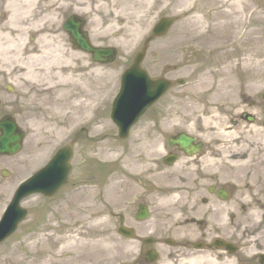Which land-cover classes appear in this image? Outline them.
<instances>
[{
  "label": "flooded vegetation",
  "instance_id": "1",
  "mask_svg": "<svg viewBox=\"0 0 264 264\" xmlns=\"http://www.w3.org/2000/svg\"><path fill=\"white\" fill-rule=\"evenodd\" d=\"M69 11L64 0H0V124L14 123L25 132V141L30 129L45 126L42 144L50 152L46 165L70 146L73 166H80V142H91L82 135L86 129L62 135L64 122L71 120L68 128L80 124L78 109L69 115L70 108L80 106V95L72 98L76 106L68 98V119L57 125L66 109L59 108L58 95L78 86V79L69 76L80 74L82 56L87 65H95L64 29ZM86 30L89 43L96 46L95 36ZM165 98L133 127L143 125L139 134L123 139L115 128L114 155L123 160L106 159L101 180L82 181L84 188L99 186L109 205L104 264H264V175L242 173L233 166L239 158L230 154L233 145L219 140L210 146L211 138L201 127H163L165 108L160 103ZM112 104L105 119L114 126ZM84 117L90 118L89 111ZM238 125L235 120L229 129ZM129 150L133 154L128 156ZM12 159L0 155V190L1 179L6 181L11 173L1 171L2 161ZM81 161L88 163L86 158ZM136 163L143 168L140 174L132 173Z\"/></svg>",
  "mask_w": 264,
  "mask_h": 264
},
{
  "label": "rangeland",
  "instance_id": "2",
  "mask_svg": "<svg viewBox=\"0 0 264 264\" xmlns=\"http://www.w3.org/2000/svg\"><path fill=\"white\" fill-rule=\"evenodd\" d=\"M230 1L233 4L240 3L241 6L239 8L231 6L227 10L225 8L222 11L225 10L226 13L217 17L216 14L220 11L216 7L212 8L207 0H169L168 8L164 4L155 11L152 22L147 27L142 26L143 31L140 32L141 34L139 33L140 35L136 32L137 30L131 31L129 39H133V35H138L132 44L115 43L121 38V34L113 33L114 36L111 35L110 39L100 36L96 41L92 36L96 46L115 48L118 52L117 59L109 65H91L93 69L99 67L104 70L100 76L103 78L99 82L95 81L99 75L92 72L88 77H84L82 82L78 80V86L70 85L72 89H70L71 87L67 88L69 91H62L58 95L59 108L65 106L66 109L62 114L64 117H59L57 125L61 124L63 118L64 120L68 119L67 115L70 111V116L76 109L79 110V116L84 115L86 107L89 104L92 105L93 102L96 104L95 122L100 121L101 124H98L99 127L94 125L87 127V133H84L83 136H88L91 142L88 143L84 140L80 142L78 147L80 154L78 153L77 158L80 161V166H74L68 185L52 200L34 196L22 204L29 211V216L18 227L17 232L0 247V264H14L12 261L15 259L14 256L23 251L27 253L29 259L34 258L35 248L26 247L27 243L36 236L45 238V235L51 236L49 242L44 241L43 245H38L37 250L44 248L46 253H50V256L53 255L54 260L50 264L105 263L108 255V248L104 246L106 222L103 221L95 225L93 220L99 216L96 214L97 211L101 215L109 213V205L106 202V197L103 196L104 191H101L99 186L92 183L89 188H83L81 185L82 181L101 180L100 177L104 176L106 168L102 167L104 166L103 161L108 159L104 157V153L107 149L115 150L114 138L111 137L117 134L115 127L109 121L110 119H105V114L110 111V102L115 99L116 92L120 88V77L130 66L135 52L141 49L144 41L150 36L151 29L161 18H176L179 21L166 37L156 39L149 44L143 67L151 77L158 78L164 75L176 83L180 80L187 83L184 87L176 85L170 95L160 103V107L165 108L162 112V126L171 127L174 125L176 130L201 127L203 133L211 138L208 144L212 146L220 143L219 140L223 141L221 137L217 136L220 131L218 126H222L221 129L227 131L231 123L238 120L239 125L236 130L239 134L237 137L241 136V139L245 138L247 142L242 143L244 139H240V143H236L237 147L233 145L230 154L238 156L242 160H246L250 156L248 161L251 164L249 163L246 168H240L242 173L252 170L257 176L264 175V171H261L264 169V144H253L244 134L251 127L260 128L264 121V102L261 97L264 94V0ZM95 2L109 9L115 7L114 0H96ZM188 3H192L191 7L187 6ZM70 13H74L73 9L69 11ZM78 15L86 20V29L92 35L97 33L98 28L93 26L90 16ZM195 16L202 17L205 23L200 26L188 24L191 17ZM225 21L233 23L234 26L232 28L230 25L224 26ZM124 25V21L119 23V27ZM216 26H218L217 29ZM198 27L200 28L197 31L193 30ZM203 31L206 33L201 35L200 33ZM84 61L82 56L80 69L82 76L87 74V64ZM224 67L231 69V72L223 73ZM80 75L78 74V76ZM223 84H226V87L230 86V90H223ZM253 85L258 86L253 90ZM108 88L110 90L106 91ZM79 95L82 99L80 101L82 107H72L69 111L68 98L70 104L76 106V102L74 99L72 101V98ZM61 99H64L63 103ZM250 102L254 105L252 109ZM197 109L199 113H194ZM243 113L252 114L257 119V123L249 126L240 121L239 118ZM44 115L45 113L41 115L42 122L43 118L45 119ZM69 122L71 120L64 122L62 128L66 129ZM188 124H191L192 127ZM62 128L59 130L60 132ZM143 128V125L137 127L133 134H139ZM45 130L43 125L41 127L36 125V128L30 129L31 136L26 141L23 152L12 160L2 161L1 171L10 170L11 173L8 179L5 178L6 181L1 179V212L13 197V185L39 170L46 163L48 154L47 152L44 154L46 147L42 144ZM170 131L171 129L166 133L162 132L168 136ZM133 134L131 137L135 136ZM94 151L99 152V155L96 153L91 156ZM252 153L255 155L253 156ZM83 157L88 160V165L81 161L85 159ZM252 160H254V164H259L261 169L256 168L255 170L252 167ZM139 164L136 163L132 168L133 172L129 169L131 167L126 168L127 173L140 174L143 168ZM79 169L81 172L80 175H77ZM126 169L120 168L124 174H126ZM88 218H90V223H87ZM86 227L90 228L94 245L78 243L74 249L64 252V257L56 255V247L53 249L52 245L57 244L58 246L65 236L78 234L77 231H82L84 229L81 228ZM82 235L85 236V234Z\"/></svg>",
  "mask_w": 264,
  "mask_h": 264
},
{
  "label": "bare ground",
  "instance_id": "3",
  "mask_svg": "<svg viewBox=\"0 0 264 264\" xmlns=\"http://www.w3.org/2000/svg\"><path fill=\"white\" fill-rule=\"evenodd\" d=\"M28 1H30V0H28ZM64 1H65V7L72 8L73 11L78 13V14L87 15V16L91 17L93 26L95 25V27L98 28L97 33L93 34L95 36L96 40L100 36H101V38L110 39V38H112L111 35H113V33H116L119 35L121 34V38L119 40L115 41V43H117V44L122 43L125 45L127 43L132 44V42L134 41L136 36L141 34L140 32L143 31L142 26L147 27L148 25H150V23L153 20V14L155 11L159 10V8L162 7V5H164V4L168 8V4H169V0H114L115 7L113 9H111V8L109 9V8H106V6H104L102 4L96 3L95 2L96 0H64ZM207 1H209V5L212 6V8L216 7V9L218 11H220V12H218V14H216L217 17H220L222 14L226 13L225 10L222 11L225 8L227 10V8H231V6L233 8H239V6H241L240 3H235V4L231 3L230 0H207ZM14 4H15V2H14ZM9 5H11V3ZM191 5H192V3L187 4L188 7H191ZM51 17H52V14L48 15L49 19ZM50 20H52V19H50ZM122 21L125 22V25L119 27V23H122ZM204 23H205V21L202 17L195 16V17H191L188 24L200 26V25H203ZM232 24L233 23H229V21L224 22V26L230 25V28H232L234 26V24L233 25ZM199 28L200 27L193 28V30L197 31ZM215 28L217 29L218 26H216ZM131 29H133V30H131ZM131 31L132 32L136 31L138 33V35H135V36L133 35V37H134V38L132 37L133 39H129V37H128L131 34ZM204 33H206V31H203L200 34L203 35ZM91 67H92L91 65H87V68H86L87 69V74H86L87 76L86 75L82 76L80 74H79L80 76H78V75H76V72L73 71V73L69 77H73L74 80L76 78V79L80 80V82H82L84 77L86 78L92 72H95L97 75H99L95 79V81L99 82L100 80H102L103 77H100V76H102L101 74H103L104 70H102L99 67H96L94 69ZM224 69L225 70L223 73H230L231 72V69L230 70L226 69V67H224ZM257 86L258 85H253L252 89L253 90L256 89ZM222 89L225 91H228V90H230V86L226 87V84H223ZM98 101L99 100L97 99V102ZM227 106H229V105H227ZM196 112L199 113L198 109L196 111H194V113H196ZM218 127L220 128V129L218 128V130H220V131L218 132L217 136H219L223 139V141L221 143H223V144L240 143L241 136L237 137V135L239 134V133L237 134V130L236 131H228V130L225 131V130L221 129L222 126H218ZM244 134L247 136L246 137L247 139L252 141L253 144H256V145L260 144V143L264 144V127H262V126L260 128H257L255 126L251 127L248 130H246ZM242 139H244V141H242V143L247 142V141H245V138H242ZM111 155L112 154L109 151H106V153H104V156L106 158L111 157ZM252 155L254 156L255 153H252ZM248 159H250V156H248L246 158V160H242V158H238V160L236 162H234V165L233 164L232 165L238 169L246 168L249 166V163H250V161H248ZM253 162H254V160H252V167L255 168V170H256V168L261 169L259 164L256 165ZM115 189L116 188H113V191ZM97 213H100V212L97 211ZM100 222H102V221H100ZM38 237L36 236L35 238L29 240V243H27V246H26V247L35 248L34 258L29 259L27 253L26 252L24 253V251H23L22 253H19V254L14 256L15 259L12 260L14 264H50V263H52V260H54L53 255L50 256V253H46L44 248L42 250H37L38 245H41V244L43 245L44 241H46V243L49 242L51 236L49 237L48 235H45V238H43V237L38 238ZM47 239H48V241H47ZM54 241H55V239H54ZM74 242H76V240H74V239H70L67 242H65L59 248L58 253L56 255L60 256L61 258L64 257L65 250L66 249L71 250V247L75 245ZM52 246L54 248V245H52Z\"/></svg>",
  "mask_w": 264,
  "mask_h": 264
},
{
  "label": "water",
  "instance_id": "4",
  "mask_svg": "<svg viewBox=\"0 0 264 264\" xmlns=\"http://www.w3.org/2000/svg\"><path fill=\"white\" fill-rule=\"evenodd\" d=\"M174 19H163L154 31L155 37H160L165 35L170 27L174 23ZM84 22L78 18H71L66 25V30H68L72 37L81 45V47L94 54V58L97 62H112L114 60V53L111 50H95L90 48L87 45L86 40H83L85 35H79L78 32L82 29ZM104 58H108L107 61H103ZM144 59V53H141L137 56L133 67L127 72L124 76V95L127 92V95L131 98L137 99L143 94L140 92V87L132 86L136 82H146L148 87L146 90H154L155 88L162 87L167 88L168 84L164 81L153 82L150 80L149 76L145 71L141 69V63ZM132 90V92H131ZM134 90V91H133ZM146 96V95H145ZM149 96V95H148ZM147 96V97H148ZM137 107H141L143 104L136 103ZM115 106H118L116 104ZM144 109H141L139 112H142ZM138 112V113H139ZM138 115V114H137ZM1 130L3 131L2 139L0 140V152L1 154L15 155L17 154L22 146V136L15 135V129L8 127V125L2 124ZM66 158V157H65ZM63 167L65 173L63 175H58V172H55L54 168H51L49 172V178L47 179L44 172L40 173L36 178L26 184L15 197L14 203L11 206L10 213L7 214L2 224L0 225V243L9 237L17 228L18 224L26 217L27 213L25 210L19 207L21 200L25 197L30 196L35 193H42L46 196H53L57 191L62 187L68 179L69 175V165L68 160Z\"/></svg>",
  "mask_w": 264,
  "mask_h": 264
}]
</instances>
